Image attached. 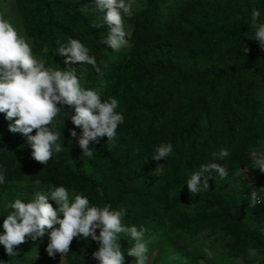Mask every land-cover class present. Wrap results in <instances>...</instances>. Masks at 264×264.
<instances>
[{
  "label": "trees",
  "instance_id": "obj_1",
  "mask_svg": "<svg viewBox=\"0 0 264 264\" xmlns=\"http://www.w3.org/2000/svg\"><path fill=\"white\" fill-rule=\"evenodd\" d=\"M144 1L130 18L126 47L114 51L101 42L109 31L107 9L96 8V0H17L45 67L64 70L65 58L57 49L70 38L79 40L103 73L91 65H72L81 86L96 90L102 101L116 98V111L125 120L112 144L106 136L90 142L88 157L78 144L82 129L72 123L73 109L57 105L61 112L49 127L61 132L57 143L63 151L43 165L32 157L27 137L9 131L14 120L0 113V171L6 169L0 234L12 211L5 207L11 203L6 193L16 192L12 202H28L43 189L63 186L87 197L90 206L125 209L122 223L145 227L144 242L166 232L194 238L219 228L218 239L225 242L221 263L257 251L264 264V203L248 206L251 192L264 187V173L252 169V153L264 151V49L252 40L255 26L264 24V0ZM253 10L260 11L258 18ZM0 16L7 18L2 7ZM94 23L102 27L93 28ZM168 143L172 154L153 160L155 148ZM222 149L228 157H213ZM209 161L233 177L230 190L225 177L213 171L201 176V182L208 177L209 189L190 194L186 181ZM158 165L162 175L154 172ZM243 174L247 179L240 185ZM49 203L55 208L51 197ZM49 240L48 231L36 240L27 237L13 257L0 244V264H40L38 257H49ZM117 242L124 264H135L127 254L135 241L121 233ZM98 248L91 237L77 236L65 264H99L92 255Z\"/></svg>",
  "mask_w": 264,
  "mask_h": 264
},
{
  "label": "clouds",
  "instance_id": "obj_2",
  "mask_svg": "<svg viewBox=\"0 0 264 264\" xmlns=\"http://www.w3.org/2000/svg\"><path fill=\"white\" fill-rule=\"evenodd\" d=\"M135 0H96L99 9H107L104 18L109 26L106 38L101 41L114 51H119L127 41L124 30V18L133 15ZM86 10V9H85ZM253 17L260 16L259 10H253ZM93 28L102 27L94 23ZM255 35L252 40L258 41L264 49V24L255 26ZM249 49L244 46L243 52ZM57 53L64 57V70L46 68L43 61L38 60L32 52L30 42L21 35L11 22L0 16V113H4L9 121V131L21 133L27 137L35 161L45 165L54 153L63 151L57 141L61 132L53 131L49 125L61 112L57 105H68L73 111L72 123L82 129L78 138L79 147L83 155L91 157L93 149L90 142H98V138L107 137V144H112L117 137L116 130L124 123L125 117L116 111L118 100L109 97L102 101L96 90L85 89L81 86L77 75L76 65H91L102 76L97 66L96 58L89 54V49L77 39H69L60 44ZM35 130V135H31ZM73 138L77 133L71 131ZM173 152L172 144L157 146L152 159L160 161ZM229 156L226 149L213 153V157L220 160ZM253 170L264 173V151L252 153ZM162 165H158L155 174H163ZM215 171L221 178L227 172L221 164L209 161L200 166V170L191 175L186 181L190 194H199L208 190V177L201 182V176ZM6 169L0 171V184L5 183ZM202 186V187H201ZM257 189V188H256ZM49 194L55 201L57 208L49 203ZM264 187L254 190L250 194L248 206L254 208L264 203ZM12 211L3 221V234H0V244L5 248L9 257L17 256V246L26 242L27 237L36 240L43 237L48 231L50 240L46 251L49 257L54 258L57 253L61 256L70 251L74 238L91 237L99 243V248L92 255L99 264H124V253L118 244L120 234H125L134 246L128 249L127 254L135 257V264H148V247L144 242L147 229L126 226L122 218L126 210H113L110 204L103 207L90 206L89 199L82 194L69 198L68 190L63 186H50L48 194L35 193L28 202L16 199L5 205ZM58 225V227H56ZM99 229V235L96 230ZM208 259L213 253L203 249ZM199 264H205L201 259Z\"/></svg>",
  "mask_w": 264,
  "mask_h": 264
},
{
  "label": "rangeland",
  "instance_id": "obj_3",
  "mask_svg": "<svg viewBox=\"0 0 264 264\" xmlns=\"http://www.w3.org/2000/svg\"><path fill=\"white\" fill-rule=\"evenodd\" d=\"M144 3V0H135L133 12L142 8ZM0 7L7 13L6 20L11 22L18 32L25 36L30 42L33 55L38 60L43 61V52L38 49L36 41L33 37L29 36L26 31L24 15L17 0H0ZM95 7L98 8L96 4ZM131 29L132 24L130 18L125 17L124 30L126 32L125 39L127 42L129 41ZM126 45H124L123 48H125ZM256 152L259 153L258 151ZM232 179L233 177L229 175L225 177V189L227 191L231 188ZM245 179H247V175L243 174V179L239 181V184L243 185ZM48 192L49 191L46 189L41 190L43 194H48ZM68 192L70 200H73L76 195L75 192L71 190H68ZM5 198L7 202H12L17 198V194L16 192H9L5 194ZM54 205L55 208L58 207L55 201ZM219 230V228L207 229L194 238L187 235L177 238L169 232H166L161 238L147 241L145 243L148 247V252L146 253L149 258L148 264H199L201 259L205 260V264H260L257 251H250L245 257H240L234 261L221 263L218 257L225 250V242L218 239ZM134 244H132L130 248L134 246ZM205 248H208L213 253L212 259L207 258L203 251ZM38 261L40 264H65V255L61 256L57 253L54 258L38 257Z\"/></svg>",
  "mask_w": 264,
  "mask_h": 264
}]
</instances>
